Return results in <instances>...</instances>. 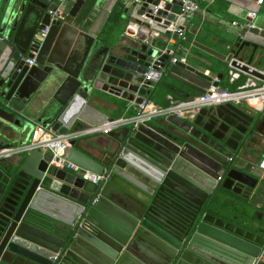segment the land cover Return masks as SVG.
<instances>
[{"label":"water","instance_id":"obj_1","mask_svg":"<svg viewBox=\"0 0 264 264\" xmlns=\"http://www.w3.org/2000/svg\"><path fill=\"white\" fill-rule=\"evenodd\" d=\"M139 1L132 6L145 20L136 21L147 28L174 19L172 0H162L155 14L161 0ZM58 4L0 0V150L34 123L66 135L112 121L97 106L137 108L164 76L196 94L219 86L141 37L107 45L84 23L50 24ZM83 4L74 0L68 16L75 19ZM45 27L46 37L33 46ZM247 40L238 52L250 51V66L261 46V67L264 37ZM232 66L256 76L248 66ZM263 121L264 114L225 104L67 141L66 161L80 173L103 174L98 185L58 168L50 151L25 149L19 159L0 161V264H258L264 223L221 216L211 203L223 193L264 216L262 151L247 149Z\"/></svg>","mask_w":264,"mask_h":264},{"label":"crops","instance_id":"obj_2","mask_svg":"<svg viewBox=\"0 0 264 264\" xmlns=\"http://www.w3.org/2000/svg\"><path fill=\"white\" fill-rule=\"evenodd\" d=\"M74 0H69L62 4V8L68 15V11ZM122 1L124 3V10L122 12V19L120 23L110 32L106 39L102 42L107 45H115L121 41H126L124 36V29L129 21H136V7L132 6L131 0H97L89 16L82 25V29L90 35L96 36L102 32V28L116 2ZM174 2L172 14L179 12L180 0H172ZM59 2V0H54ZM59 5V4H58ZM57 5V6H58ZM181 28L186 29V40L180 41L178 37L172 33L161 34L154 42L155 46L160 49L168 48L175 51V59L180 62H185L195 69L209 75L213 78L211 72L216 71L219 80L223 78L225 88L230 91L241 88H249L258 86L263 82L264 78V63L261 67L256 65V59L260 56L261 49L257 47L255 58L250 66L246 65V54L249 50L245 47L238 52L239 42H246L247 36L264 37V0H209V3L203 5L201 11L196 13L190 19H179L178 22ZM247 24H253L256 28L254 30L248 29ZM114 42V43H113ZM241 43V44H242ZM232 64L240 66H248L252 72H256V76L251 77L244 72L239 71ZM165 84L168 89H165ZM154 86V84H152ZM152 90V87L150 88ZM163 93H167V100L181 101L186 100L191 96L197 95L187 86L164 76L159 85L153 93V97L157 95V101L161 102ZM152 97V98H153ZM151 102L154 105L161 104ZM122 107L118 109H109L97 106V109L108 115L113 120L117 119H132L136 116L137 110L134 103L124 102ZM248 113L251 111L244 108ZM33 122L36 119L29 117ZM150 123V122H147ZM146 123V124H147ZM38 124V123H34ZM263 127L260 129V126ZM33 125V126H34ZM258 130L248 143V152L250 154H259L264 149V121L261 123ZM33 128V127H32ZM32 128L27 129L18 139L16 143H11L14 148H24L30 143V135ZM101 138L102 136H98ZM232 197V196H231ZM236 201H242L237 197H232ZM248 204L254 212L255 219L250 222L264 223V216L260 218L261 212L258 207H253ZM258 264H264V256L260 255L257 259Z\"/></svg>","mask_w":264,"mask_h":264},{"label":"built area","instance_id":"obj_3","mask_svg":"<svg viewBox=\"0 0 264 264\" xmlns=\"http://www.w3.org/2000/svg\"><path fill=\"white\" fill-rule=\"evenodd\" d=\"M59 1L60 3L55 8V10L50 12V24L54 22H67L66 17L68 15L62 8V4L69 2V0ZM132 1L136 4H140L139 0ZM208 3L209 0H180L179 12L173 13L174 19L168 27L147 28L142 23H138L137 21H129L124 29V36L129 39L141 37L144 42L150 44L151 41L159 38L161 34L168 32L176 35L180 41H184L186 40V29L179 26V19H190L196 13L201 11L203 5ZM164 6L165 1L161 0L158 6L153 8V14H155L157 10L163 9ZM138 19L141 21L145 20L143 16L139 17ZM48 28L49 27H45L34 34L31 43L33 46L39 44L46 37ZM247 28L254 30L256 27L253 24H247ZM161 53L166 54V48L163 50L161 49ZM167 54L172 56V62H175V51L170 50ZM25 64L29 67L34 66L35 60L27 59ZM212 83H217L219 85V79L213 78ZM219 87L220 86L214 87L211 85L204 94H197L195 96L189 97L186 100H170V103L167 107L154 105L150 100L144 98L143 102L136 108L137 114L132 119L121 118L117 120L106 121L105 123L96 126H84L83 128L66 135H58L52 131L49 126L35 124L30 135L29 145L24 148L11 147L0 150V161L8 159L14 155H18L25 149L50 151L54 157L58 159V162L55 164L58 168L73 170L78 173L82 180L90 182L93 185H98L105 179L103 174L96 175L88 171H82V173H80V169L78 167L66 161L68 154L67 141L82 137L108 135L112 131L121 129L124 126L133 125V127H136L159 118L166 119L170 116L184 118L188 116H194L202 108L215 107L225 104L242 107L254 113L264 114V81L258 86L241 88L234 91L223 88L221 91H218ZM257 165L264 171V149L261 152Z\"/></svg>","mask_w":264,"mask_h":264},{"label":"trees","instance_id":"obj_4","mask_svg":"<svg viewBox=\"0 0 264 264\" xmlns=\"http://www.w3.org/2000/svg\"><path fill=\"white\" fill-rule=\"evenodd\" d=\"M84 4L81 7L77 17L75 19L66 17V21L69 23L76 24L78 26L82 25L87 17L89 16L91 10L93 9L97 0H83ZM124 10V3L122 1H118L113 6L103 28L102 32L99 35V40L103 41L107 38L110 32L120 23L122 19V12ZM114 43V42H113ZM211 74L213 77L217 78L216 71H212ZM223 78L219 80V85L225 88V84L223 83ZM163 85V84H162ZM165 89H168L165 84L163 85ZM167 93H163L161 102L157 101V95L152 98L154 103L161 104L160 107H167L170 103L169 100L166 99ZM21 155H14L8 159H5L1 162L10 161L19 159ZM211 208L214 213H219L221 216L233 218L236 217L240 221L250 222L255 219L254 212L251 207L245 202L236 201L231 196L227 194L218 193L215 198L212 200Z\"/></svg>","mask_w":264,"mask_h":264},{"label":"bare ground","instance_id":"obj_5","mask_svg":"<svg viewBox=\"0 0 264 264\" xmlns=\"http://www.w3.org/2000/svg\"><path fill=\"white\" fill-rule=\"evenodd\" d=\"M263 127V124H262V126H260V129Z\"/></svg>","mask_w":264,"mask_h":264}]
</instances>
